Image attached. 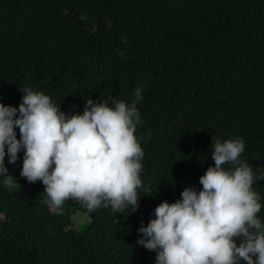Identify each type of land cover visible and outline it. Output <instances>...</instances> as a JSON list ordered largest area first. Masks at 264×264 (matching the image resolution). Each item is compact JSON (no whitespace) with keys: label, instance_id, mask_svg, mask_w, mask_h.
I'll return each instance as SVG.
<instances>
[{"label":"trees","instance_id":"trees-1","mask_svg":"<svg viewBox=\"0 0 264 264\" xmlns=\"http://www.w3.org/2000/svg\"><path fill=\"white\" fill-rule=\"evenodd\" d=\"M25 86L66 115L142 87L145 190L129 214L69 198L57 215L42 182L20 176L23 149L6 155L20 187L0 182V264H154L137 229L202 187L215 139L241 137L240 159L264 174V0H0V103L18 106ZM252 187L264 221V179Z\"/></svg>","mask_w":264,"mask_h":264},{"label":"clouds","instance_id":"clouds-1","mask_svg":"<svg viewBox=\"0 0 264 264\" xmlns=\"http://www.w3.org/2000/svg\"><path fill=\"white\" fill-rule=\"evenodd\" d=\"M20 89L18 106L0 103V182L20 187L5 167V156L15 163L23 149L20 176L42 182L55 214L63 213L69 198L89 212L102 207L115 214L135 211L145 190L144 151L135 135L142 123L137 107L142 87L130 102L84 99L82 113L71 115L49 95ZM244 151L239 136L215 139L214 164L199 177L202 187L183 188L173 202L162 200L154 218L140 223L136 243L155 251L154 264H264L261 197L252 187L264 174L240 159Z\"/></svg>","mask_w":264,"mask_h":264},{"label":"rangeland","instance_id":"rangeland-1","mask_svg":"<svg viewBox=\"0 0 264 264\" xmlns=\"http://www.w3.org/2000/svg\"><path fill=\"white\" fill-rule=\"evenodd\" d=\"M89 221V218L83 215H79L76 218V222L78 223H87Z\"/></svg>","mask_w":264,"mask_h":264}]
</instances>
